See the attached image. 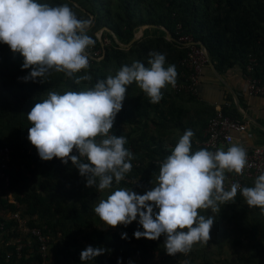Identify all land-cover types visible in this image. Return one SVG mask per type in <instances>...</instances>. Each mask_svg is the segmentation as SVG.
Here are the masks:
<instances>
[{
  "label": "trees",
  "instance_id": "obj_1",
  "mask_svg": "<svg viewBox=\"0 0 264 264\" xmlns=\"http://www.w3.org/2000/svg\"><path fill=\"white\" fill-rule=\"evenodd\" d=\"M38 2L50 6L68 3L78 18L91 19L87 34L95 43L86 52L99 50L101 58L91 60L88 69L71 78L53 71L43 83L23 82L19 78L31 68L23 69L22 55L0 43V147L13 151L6 188L0 178V264H118V261L119 264H155L158 256L172 264H184L186 260L189 264H264V211L248 206L240 192L233 201L219 204L218 210H198L206 218L213 216L214 222L209 240L193 244L187 254L168 255L163 234L156 240L135 238V231H143L138 217L127 226L110 227L94 213L96 204L119 188L138 195L152 190L162 161L171 154L185 130L194 133L192 151L204 149L197 144L204 142L201 133L215 111L202 107L190 93L175 92L171 85H166L161 90L160 102L152 104L135 82L127 86L122 109L109 135L123 136L127 141L124 147L134 158L130 161L131 171L119 184L113 181L109 189L86 187V177L79 175L71 160L62 163L53 157L44 161L21 153L36 150L28 140L32 125L27 114L51 91L63 94L91 88L98 80L114 76L122 65L133 61L148 67L149 53L153 51L165 55V68L176 66V84L185 83L189 75L182 64L186 50L177 43L182 35L204 45L210 62L221 75L235 67L245 74L250 60L254 59L251 76L264 84V0ZM142 26L163 27L171 40L166 39L162 30L146 28L129 48H121ZM103 28L110 32L104 30L99 40L96 33ZM105 40L108 43L102 46ZM85 74L92 77L91 82L74 83L76 76ZM221 111L226 117L244 121L233 105L223 106ZM77 154V151L70 153ZM81 162L87 160L81 158ZM254 181H246L243 187L254 186ZM16 212L27 220L29 228L39 227L43 234L49 235L45 255L39 251L36 239L17 230L11 217ZM122 233H126V238H121ZM17 242L22 245L19 255L15 250ZM87 246L103 247L106 251L82 262L80 253ZM227 253L229 258L225 256ZM231 258L232 263L228 260Z\"/></svg>",
  "mask_w": 264,
  "mask_h": 264
},
{
  "label": "clouds",
  "instance_id": "obj_2",
  "mask_svg": "<svg viewBox=\"0 0 264 264\" xmlns=\"http://www.w3.org/2000/svg\"><path fill=\"white\" fill-rule=\"evenodd\" d=\"M91 25V19L78 18L68 3L50 6L38 0H0V43L22 55L23 69L31 68L19 78L23 82L43 83L53 71L71 78L88 69L86 49L95 43L87 34ZM149 57L148 67L133 61L91 88L63 94L51 91L36 103L27 114L32 125L28 140L40 159L49 161L55 157L62 163L71 160L79 175L86 177V187L96 186L102 191L112 187L113 181L119 184L131 171L134 157L124 147L127 141L123 136L109 133L122 109L127 86L135 82L150 103L157 104L162 99L161 90L166 85H176V66L165 68L166 57L159 52H150ZM91 80L85 74L76 76L74 83ZM193 135L191 129L184 131L162 161L152 190L143 195L126 188L113 191L94 207L99 219L116 227L127 226L138 217L143 231H135L134 237L156 240L163 234L165 251L171 256L187 254L193 244L207 242L214 217L206 218L198 210H218L219 204L233 201L238 190L248 206L264 211V173L256 177L252 187L232 183L230 190L224 188L226 171L243 174L245 148L234 144L226 151H192ZM73 149L79 156L70 155ZM81 158L87 162H81ZM121 238H126V233ZM105 251L103 247L87 246L80 260H93Z\"/></svg>",
  "mask_w": 264,
  "mask_h": 264
},
{
  "label": "built area",
  "instance_id": "obj_3",
  "mask_svg": "<svg viewBox=\"0 0 264 264\" xmlns=\"http://www.w3.org/2000/svg\"><path fill=\"white\" fill-rule=\"evenodd\" d=\"M180 26H177V30ZM108 42H103L107 44ZM177 43L180 47L186 50L185 58L182 62L183 66L188 70L189 75L187 81L183 84H176L172 86L175 92H184L195 95L198 78L202 70L208 65L207 52L198 46V42H195L192 37L188 35H182L178 38ZM89 56V62L93 59L99 60L101 57L100 51L97 50L93 53H87ZM255 64V60L251 59L250 64L247 66V72L244 74L246 80V92L248 96H264V84L257 78L251 76L252 66ZM248 129L247 122L238 121L226 117L222 114L221 109L217 108L215 114L208 120L204 130V142L201 146L209 151L215 152L219 148H223L225 151L235 141L233 133H244ZM22 154H27L31 157L39 158L37 150L30 149L26 152L21 151ZM76 154V151H72ZM247 153V163L243 170V174H236L235 172H225L224 188L230 190L232 183H239L243 187L244 183L251 179H256L261 173H264V145H257L249 150ZM79 156V153L77 154ZM13 158V151L8 147H0V178L3 180L5 188L9 183L8 173L11 170V161ZM85 159V158H82ZM239 193V190L238 192ZM11 217L15 220L16 228L21 235L29 236L37 240L39 251L45 255L50 243L48 234H43L39 227L29 228L26 224L27 220L22 218L18 212L12 213ZM16 253L20 254L22 245L16 243Z\"/></svg>",
  "mask_w": 264,
  "mask_h": 264
},
{
  "label": "crops",
  "instance_id": "obj_4",
  "mask_svg": "<svg viewBox=\"0 0 264 264\" xmlns=\"http://www.w3.org/2000/svg\"><path fill=\"white\" fill-rule=\"evenodd\" d=\"M218 75L224 80L225 85L219 82L208 65L202 70L198 78L196 93L194 95L196 102L202 107L211 108L214 111L217 108L221 109L223 106L227 105H233L237 110L234 100V96H236L240 110L248 114L260 126L264 127V96L251 97L247 95L246 80L241 69L235 67L229 69L223 75L219 73ZM243 119L247 122L248 129L244 133H233L235 141L232 145L238 144L243 146L245 150H249L254 146L263 144L264 135L256 129L262 132L264 131L244 117ZM201 137H204V130L201 133ZM199 144H201V142L197 145Z\"/></svg>",
  "mask_w": 264,
  "mask_h": 264
},
{
  "label": "water",
  "instance_id": "obj_5",
  "mask_svg": "<svg viewBox=\"0 0 264 264\" xmlns=\"http://www.w3.org/2000/svg\"><path fill=\"white\" fill-rule=\"evenodd\" d=\"M74 4H75V3H74ZM75 5H76V4H75ZM146 28H153V29H159V30H162V31H164L165 34H166V39H167V40H171V37H170L169 32H168L167 30H165L163 27H159V26H142V27H140L139 30H138V32H139V34H140L139 36H137V33H138V32L135 33L134 36H133V38H132V40H131L128 44H126V45H120V47L123 48V49H127V48H129L133 42H135L138 38L141 37V35H142V31H143L144 29H146ZM104 30L107 31V32H110L108 29H105V28L101 29L99 32L102 33ZM198 46H199L201 49H203L204 51H206L205 48H204V45H203L202 43H199V42H198ZM208 66L211 68L212 72H213V73L215 74V76L218 78L219 82H221L223 85H225L224 80L218 75V72L216 71V69H215V67L213 66V64L210 62L209 58H208ZM234 100H235V106H236L237 110L243 115V117H244L246 120L252 122L254 125H256V126L259 127L261 130L264 131V127L260 126V125H259L257 122H255V121H254V120H253L248 114H245V113H243V112L240 110V107H239V104H238V102H237V97H236V96H234Z\"/></svg>",
  "mask_w": 264,
  "mask_h": 264
},
{
  "label": "rangeland",
  "instance_id": "obj_6",
  "mask_svg": "<svg viewBox=\"0 0 264 264\" xmlns=\"http://www.w3.org/2000/svg\"><path fill=\"white\" fill-rule=\"evenodd\" d=\"M101 34H102V33H100V32H97V33H96V37H97L99 40H101ZM105 42H107V40H105ZM23 236H24V235H23ZM227 254H228V253H227ZM225 256H226V258H229V254H228V255L225 254ZM228 260H229L230 263H232L233 258L228 259ZM155 261H156L155 264H172L171 262H168V261L163 260L160 256H158V258H156Z\"/></svg>",
  "mask_w": 264,
  "mask_h": 264
},
{
  "label": "bare ground",
  "instance_id": "obj_7",
  "mask_svg": "<svg viewBox=\"0 0 264 264\" xmlns=\"http://www.w3.org/2000/svg\"><path fill=\"white\" fill-rule=\"evenodd\" d=\"M139 35V32L137 33V36Z\"/></svg>",
  "mask_w": 264,
  "mask_h": 264
}]
</instances>
